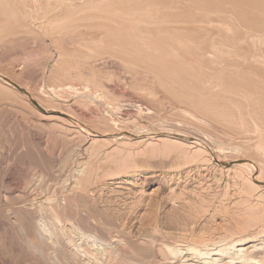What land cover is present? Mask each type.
Here are the masks:
<instances>
[{
    "label": "rangeland",
    "instance_id": "1",
    "mask_svg": "<svg viewBox=\"0 0 264 264\" xmlns=\"http://www.w3.org/2000/svg\"><path fill=\"white\" fill-rule=\"evenodd\" d=\"M33 1L34 0H18V1L16 0V3L13 2V4H15V7L11 6L12 9L6 6L8 3L7 1L6 3L3 0L2 2H4V4L1 3L6 8H8V12L9 11L14 12L15 15L14 13L12 14L11 12H9L7 15V13H5L7 9L4 10L0 9L1 11L0 12L1 15L0 16V81L5 82L7 80H10V82L22 86L23 88H27L29 93L33 95L36 99L41 101V103L45 107L52 110H58L63 113L65 112V114H67L68 116L71 115L70 117L73 118L75 117L73 119L74 121L79 120L78 122L81 123L82 125L83 124L87 125L86 128L93 130L95 129L94 131H97L99 133L114 134L119 132L120 130L121 131L127 130V131H133L134 133L139 132L141 134L145 130L147 131L168 130V132H170V130H172L171 132H177L179 130L181 131V133L183 132L184 135L186 136L189 135V137L191 136V138H193L192 139L193 143H199V142L204 143L202 145H205L208 149H210L214 155L218 154V156L221 159L231 161L235 158H245L250 163L254 162L256 168L262 171L261 180H264V146H261V144L258 143V141L260 140L259 137H264L263 136L264 131H262L263 134L262 136H260L261 130H260V134L259 131L256 134L255 132L253 134L251 133V130H249V133H245L246 130L244 132L242 127H240L241 130H238L240 124H238L237 130L235 131L234 128L235 125L234 127H232V125L231 126L229 125L230 123L229 124L228 122L223 123L221 120H217L214 116H211L210 114L208 115V113H207L208 116L207 117L205 114L206 112L204 113V111L198 106V104L194 105L189 103L190 101L188 102L186 101V99L182 98L185 96L181 97L179 93H177L180 91L178 90L176 91L175 89H172L175 88V85H173L174 87L170 86L171 85L170 81L172 80L169 79L170 81H166L164 83L165 79L164 80L162 79V82L159 79L160 83H158L159 80L156 79L157 74L155 72H152L151 70H148L149 73H147V71L146 72L143 71L144 69L146 70L144 66L143 69L142 66L139 69L140 66L129 65L127 62H123L121 58L119 59V56L118 57L112 56L110 58L109 55L106 54L107 56L102 55L95 57L94 55L90 57L89 55L93 54L91 49L89 48L90 49L89 50L87 49V47L84 48V46H82L80 43L81 41L78 43L80 38H83L81 39L82 41H84V38L85 39L89 38L88 33H87L88 37H85L87 36L85 31L83 32L85 34L83 35L84 37L82 36V34H80L82 33L83 30H85V28L83 27L81 28L79 27L80 28V32H78L79 34L77 33L78 31L77 29L79 28H75L73 32L75 31L76 32L73 35L71 30L65 27L61 28L62 25L60 24H59L60 25L59 28L56 27L57 25H55L54 23H53L54 26L52 25L50 28L49 26L51 24H49V26L44 24V22H46L45 21L46 19L47 21L50 19L49 17L52 12H53L52 14L58 13L61 11V8L62 10H64L65 8L69 12H74L73 10L77 9L78 11L81 7L83 8V6L85 5L88 6V4H90V2L88 1H91L90 6H92V4H95L96 7H101V5L99 6L98 4H101L102 2L105 5V3L107 1L110 2V0L107 1L104 0L105 2L103 0L101 1L79 0L80 3L82 2L81 5L83 4L82 6L80 5L79 1L76 0L75 1L77 3L75 2L72 3L73 0H69V1L66 0V2L65 0H61V3L63 2L62 4L58 3L60 2V0L59 1L47 0V3H44L45 2L44 0H39V1L35 0L37 1L36 2L37 4L35 3V1L34 2ZM97 1L99 2L97 3ZM38 2H40V4L42 3V5L50 4L52 7H50V5L48 7H50L51 13L50 11L49 12L47 11V9L49 10V8L45 5L43 6L47 8L42 11L41 10L42 6L38 5L39 4ZM67 2L68 3L71 2L69 4H73L74 7H76L74 4H76L77 6L80 5L81 7L74 8L72 5H68ZM85 2L88 3L85 4ZM57 4L60 5L59 10H56V8H54L55 5L59 7V5ZM66 6L69 8H67ZM45 7H42V9ZM14 8H17V10L13 11ZM22 8L23 10H20L21 14L19 15L20 12L18 10ZM36 8L38 9L36 10ZM70 9L72 10L70 11ZM84 9L85 11L88 12L87 8ZM35 11L40 13V17L38 16V13ZM46 11L49 13L47 16H46L47 14ZM77 11H75L74 14ZM10 13L12 16H10ZM41 13L42 14L46 13L45 15H43L45 16L43 17L44 19L47 17L45 20L44 19L43 20L41 19L42 21L40 20V18L42 17ZM84 14L85 13L83 12V15ZM79 15L81 16L82 14ZM223 15L224 14H221L220 16ZM230 15H232L233 18L231 20H234V18L236 19V17H234L233 14ZM16 16L18 18H16ZM76 16L78 17L77 14ZM37 17H39L40 21L38 20L37 22H34L33 19H35L36 21ZM19 20L21 24L19 23ZM32 22L34 24H32ZM61 22L64 23L65 21H61ZM28 23L31 25H29ZM17 29H19V31L21 32H18ZM25 32H28L29 34ZM31 32L32 33L34 32L33 35ZM93 32L94 35L99 34L97 33L99 31L96 32V30H93ZM75 34L77 35V37ZM71 35L73 37H71ZM78 35L79 36L81 35L82 37H78ZM90 35L92 36L93 34L90 33ZM88 56L91 59L88 58ZM210 58H212V54ZM204 67H207V65L203 66L204 72L201 71L202 73H200V79L202 78L201 83H203L202 81H204L203 87L205 86L204 88H207L209 90L210 88H212L211 86L214 85V89L216 90L217 86L216 84H214L216 82H214V79H212L211 77L208 78L207 76L208 72L206 71L208 70L206 69H208L209 66L205 68V70ZM201 75L205 76L208 79L206 78L203 79ZM209 82L211 83L214 82V83L208 88V85L211 84V83L209 84ZM168 87L169 88L172 87L171 91H169ZM10 89L11 90L13 89L12 92H10L9 94H3V96H1L2 99L0 98V257H1L0 264L1 263L2 264L3 263L4 264H37V262L39 261L38 257L41 260V263L39 261L38 264H49V262L50 264H56V262L58 263V261L61 259L63 262L62 264H94V261L97 259L100 260L95 261V264H100V263L101 264H142V262L145 263L146 259H147L146 260L147 264L150 263L180 264V262H183L188 258L184 254V252L181 251L183 254L180 256L178 255L177 257L175 256V258L169 253L168 256V254H166L167 251L161 248L162 244L163 246H165V244L166 245L169 244V246L175 245L176 248L179 246L178 248L179 250H181V246H184L186 243V240H182L184 237L187 238L189 236H193L194 239H197L198 236L201 237V235L202 237H209V235H211L210 238L215 239V236L216 238H218L221 237L222 233L225 234L227 232V234H225V236L227 237H225L224 234H222V238H226V240L228 237L234 239L233 238L234 236L236 239L237 236L238 239L239 236L243 237L244 234L245 236L249 235L247 234L249 232L251 234L252 232L256 234L257 229L258 231L260 230L259 235L257 232L254 239L249 238V240H252V243H249V245L258 246L253 251V253L254 252L256 253L255 257L257 256L260 257L262 255L260 253L262 252L264 254V234H263L264 202L263 204L261 203L262 201H264L263 200L264 195L259 199L260 205L258 204V202L251 201L254 200L255 198L254 195H256V197L258 196L257 194H259V191L257 190L255 191L251 189L250 186H248L247 183L245 182L246 173L248 176V173L252 169V167H250L249 165H247L246 167L247 171H244L243 173V176L245 175L243 177L244 181L241 177H238L236 175L235 178L237 179V181L234 180L235 178L232 179V175L226 177V173H224L223 171L219 172L218 168L215 167L213 162L205 163L208 168L206 167V172L204 171L201 173L202 178H199V181L197 180L198 178L195 177H193L194 178L193 180L190 179L191 181L190 180L187 181V179L182 178L179 181L175 180L173 182H169V181L163 182L160 179V177L147 181L145 180V178L147 175H149L148 172L159 171V169L161 170L164 166H166V164L169 165L170 159L168 158L171 156V159H173L172 158L173 151L169 153L167 156L165 154L168 153V150L164 152L165 156L163 155V152L154 153V155L152 154L149 155L146 153L144 155L143 152L138 150L140 148H137L136 146L133 145L130 146V144H128V145H123L126 152L122 153L121 155L122 157L125 155L128 161L126 159L125 160L127 161V164L130 163V165L132 164V161H129V157H131L130 159L133 160L132 165L136 166V169L140 170V172L138 176H135L133 178L114 180L112 170L116 167L115 165H120V164L119 162L112 161L113 159L112 155H108V156L106 155V153H108L107 152L108 149L112 148L111 147V145H113L112 143L97 144L92 148L91 151L90 150L89 152L87 151L89 154L85 153V151H83L82 149V145L88 142V139H90L87 133L80 132L81 133L80 135L79 131L76 132L75 134L67 129L65 132L64 131L65 128L61 127L62 129H60L58 125L53 126L52 124H49L48 119H44L40 117L38 114L37 117L34 116V114L36 115V113H34V111H32L27 105L24 104L23 101H21L23 100V98L21 96L15 95L16 93L14 90L16 89V87L12 86L10 87ZM214 89L212 88L211 92ZM215 90L213 91L214 93ZM174 91H176V93ZM204 91L206 92V90ZM216 91H217L216 93H218L219 89H217ZM17 93L20 92L18 91ZM235 99H237V97H235ZM9 103L11 104L9 105ZM27 103L31 107L33 106L31 102L28 100ZM240 103H243V101H240ZM246 104L244 102L242 107H244ZM13 105L15 106V108ZM247 107L243 109H246L247 111ZM32 108L35 109L34 106ZM42 108L43 107H41V109ZM250 109H248L247 112H249ZM200 110L202 112H200ZM214 118L216 120L213 121ZM252 119L250 116L251 121ZM251 121L250 123L252 124L253 121L252 122ZM248 123L249 121H247L245 126L248 125ZM254 124L255 123L252 124V127L254 126ZM136 127H137V131L133 130V128L135 129ZM231 127L234 130H232ZM250 127L251 126H249V128ZM259 127H261V123L259 124ZM256 128L258 129L257 125ZM256 128L254 127V130ZM262 129L264 128L262 127ZM242 130L243 133L241 132ZM70 133H72V135H68ZM244 133L247 135H245ZM73 135L74 137H72ZM83 139L85 141H83ZM261 141L262 139L259 142ZM263 143L262 145H264ZM258 144H260V146ZM78 145L80 146L79 148ZM101 148H103L104 150ZM101 150L103 153L101 152ZM178 151L174 150V154L179 153ZM95 154H97V156L94 161ZM97 157L99 158L97 159ZM165 159L168 160L166 161ZM100 165L101 168H99ZM104 165H106V167ZM87 166H89V168H87ZM213 168L214 171L217 170L216 171L217 174L213 171ZM83 169L85 172H83ZM88 169H90V172L88 171L89 174L87 175ZM98 173L100 174V177ZM109 173L112 175V177L111 175H109ZM213 173H214V177H213ZM34 178H36V180H34ZM83 178L85 179V181L82 183ZM240 179L242 180V182L240 181ZM196 180L197 182H195V184L199 182V185L197 184L195 186L193 181ZM78 182H81L82 186H77L76 183ZM85 182H87L88 184ZM236 182H239L238 184L242 185V187L240 185H239L240 188L236 187L238 186ZM35 183H36V187L34 188L33 184ZM85 185H88L89 188L88 186ZM195 187L199 189H197V191H194L196 190ZM203 187L205 190L201 189ZM70 190L71 191L75 190V193L74 194L71 193ZM89 190L91 191L90 193ZM201 190H203V192H201ZM31 191H35V192L33 193ZM77 191L81 195H79ZM69 192L71 193L70 195ZM197 192L199 193V195H201L199 198H201L202 203L200 202L198 196L197 199H195L196 195L198 194ZM254 192H256V194ZM27 193L28 195L25 196ZM35 193L37 194L38 198L36 197ZM191 193H193V195ZM76 194L80 197H78ZM226 194L227 197L224 196ZM10 195H11V201H10ZM64 195H65V199L63 201L62 198L64 197ZM22 196L24 198V203H23V198H21ZM249 196L252 197L250 198ZM6 197L10 205H7L9 203L6 202ZM45 197L46 200L44 199L43 201V198ZM244 197L247 198L245 199ZM4 198L5 200H1ZM40 198H42V200ZM17 199L20 202H18ZM58 199L60 200L59 203L61 202V204L58 203ZM29 200L35 202L32 203ZM227 200L230 204L227 202ZM248 200L250 203L248 202ZM14 201L15 203H13ZM185 201H190L189 203L190 205H187L188 202H186L185 204ZM69 202H72L73 205H71V203ZM191 202L194 203L193 204L194 206H191ZM234 202L236 203V205ZM19 203H21V205ZM28 203L31 209L29 208ZM57 203L59 204V206ZM65 203L67 205H65ZM68 203L72 206L71 208L72 211L70 210L68 211V208L70 209L71 207L70 205H68ZM196 203H198L199 205L201 204L202 206H199ZM11 204H13V206ZM254 204L256 205L254 206ZM23 205L25 206V208H23L25 209V211H23L22 209ZM38 205L40 206L38 210L39 213L37 212ZM74 205L78 207L75 206L74 208ZM203 205H204V209H203ZM7 206L12 208L9 209V207ZM41 206H43L44 208L46 206L47 213H45V209ZM47 206L48 209H50V214L49 211H47L48 210ZM51 206H53L52 209ZM19 207L20 209H18ZM55 207L56 209H54ZM58 207L60 209V212L58 211V213L60 214H55V212H57L56 210L58 209ZM65 207L67 210H65ZM193 207L196 208L197 211H195V209L193 211ZM29 209L31 212L38 213V215L34 213L30 214ZM239 209L243 211L241 212ZM4 210L6 212H4ZM251 210L256 212L258 211L260 213L261 223H259L258 221V223L260 224V229L257 226L258 225L257 223L254 224L255 222L253 223L250 222L247 223V225H242L245 226L246 228L245 230H240L237 232L234 228L236 226L238 227L241 225L238 222V218L242 220L247 217H250L251 214L253 213V211L250 212ZM22 211L23 213H21ZM26 211L28 214L23 215ZM199 211L201 213H199ZM17 212L18 214H20L19 216L24 217L23 220L25 219L26 216H29V218L27 217L26 220L24 221L22 220L20 223L21 217H19L17 214L16 216L19 218L18 219L17 217H15V214L13 215V213H17ZM188 212H190L191 214L190 217L191 216L195 217V219H193L195 221L194 223L192 222L193 217H191V220L189 219L190 217L188 218L189 216ZM202 212L204 214H202ZM224 212L226 213L225 215ZM183 213L186 215H184ZM233 214H235L236 217ZM5 215L6 216L8 215V217H5ZM34 215H35V219H33ZM222 215L223 217H221ZM228 219L230 220V223H228L229 222ZM4 221L6 222V225L8 224L7 227L5 226ZM8 221L10 222L8 223ZM26 221L28 222L26 223ZM15 222L18 223L17 226ZM31 222H34L35 224L34 223L31 224ZM40 222H42L40 224L42 227L38 226L40 228L36 229L35 228L36 225H39ZM226 222L228 223L227 226H226ZM26 224L27 226H29V224L32 225V228L30 229L31 226H29V229L30 232L31 231L33 232L32 233L28 232L29 236L31 234V238L29 236L24 237L25 234L27 235V233L24 230L25 228L28 229L27 226H25ZM52 224L54 226L53 228L51 227ZM187 224L190 228L187 226ZM216 224L217 227H215ZM58 225L61 229L64 230L63 233L62 231L59 232L60 229H57ZM213 225L215 228L213 227ZM220 225H221V229H220ZM17 227L18 229H16ZM21 227L22 228L24 227L22 231L20 230ZM33 227L35 228L34 230ZM45 227L47 228L50 227V229H54L55 232L54 231L48 232V230H46ZM70 227L73 229H71ZM41 228L43 230L45 229V231L47 232L42 234L43 230ZM154 228L155 230L157 229L156 232L154 231ZM224 228L226 229V231ZM38 229H41L42 232ZM249 229L251 230L249 231ZM208 230L209 232L211 231V233H209ZM151 231L154 233L152 234ZM160 231L163 233H161ZM233 231H236L237 233L235 232L233 233ZM21 232H23V235ZM34 232H35V236L33 235ZM57 232L59 237H57ZM171 232L174 233L172 235V238H171ZM206 232H208V235ZM60 233L63 236L62 235L60 236L59 235ZM65 233H67L68 236ZM179 233H181V235L183 234L184 235L181 236L180 238ZM194 233H196L195 236ZM199 233H203L204 236L203 234H199ZM46 234L47 237L48 236L50 237V238L48 237L49 240L46 237ZM48 234H50L52 237ZM156 234L157 237H155ZM177 234L179 235L177 236ZM212 234L214 235V237L212 236ZM42 235H44V237ZM123 235H125L126 237ZM168 235L170 236V240ZM22 237L25 239V241L27 240L26 241L27 243L28 240L30 242L32 239L31 245L28 243L30 246L28 245L25 246L26 242L23 240ZM27 237L29 238L27 239ZM40 237L44 238L45 241L47 240L46 241L47 243L44 242V239L42 238H41L42 240L39 239ZM154 237L156 238L155 241L156 242L158 241V243H155V241H153ZM53 238L54 240H52ZM58 238H60V240ZM150 238L152 239L150 240ZM166 238L169 241V243L168 241L163 243L164 242L163 240L166 241ZM38 239L39 241L41 240L40 241L41 243L38 241ZM56 239L59 240L60 243H62L61 244L62 250L60 243ZM119 239L122 242L118 241ZM50 241L51 243H53V245L55 241L59 243L57 245L58 247L56 248L55 245L54 246L51 245ZM150 241L154 243L155 248L153 247ZM117 242L121 244L119 245V243L117 244ZM173 243L176 244L173 245ZM138 246L140 249L138 248ZM150 246L152 247L153 252H156L157 255L156 253L153 254L152 249H149ZM248 246L246 245L245 247ZM42 247L44 248V250ZM53 247L55 248L53 249ZM141 247L144 250L141 249ZM58 248L60 249L61 252H63V254L59 252L58 254H55V252L57 253V251H59ZM105 248L106 250H104ZM118 248L119 250H117ZM82 249L84 253L81 251ZM147 249H149L148 252ZM46 250H47V256H44ZM115 251L118 252L116 253ZM127 251L129 252L131 251V253L133 251L134 253L133 254L129 252L127 253ZM31 252L34 253L32 254ZM92 252L94 254H92ZM96 252H97V256H95ZM126 253L128 255V258L127 255H125ZM231 253L232 256L235 255V252L232 251L229 253L230 254L228 255L229 257L231 256ZM38 254L39 255L42 254V255L39 256ZM87 254H89V257ZM100 254L103 263L100 262L101 261ZM120 254L122 256L125 255L126 257H123L124 258L123 259ZM48 255L52 257L55 256L57 257V259L52 258ZM56 255H59L60 257ZM90 256L92 257L94 256V257L92 258ZM153 256H155L156 258L154 257V259H152ZM228 256L223 257V260L221 259L222 261L224 260L226 261L222 262L221 260H219L217 264H221V263L228 264L227 261L229 260L230 262ZM142 257H143V261H142ZM160 257H162L164 261L160 260L159 259ZM258 257L256 261L258 259L261 260L262 258H263L262 260L264 261L263 255L262 258H258ZM189 258L191 259L190 260L191 264H193V262L194 264H204L201 260H197L191 257ZM237 259H239V257L238 258L236 257L232 261L236 264H247L244 263L242 260L238 261ZM53 261L56 262L54 263ZM59 264H61V261L59 262Z\"/></svg>",
    "mask_w": 264,
    "mask_h": 264
},
{
    "label": "bare ground",
    "instance_id": "2",
    "mask_svg": "<svg viewBox=\"0 0 264 264\" xmlns=\"http://www.w3.org/2000/svg\"><path fill=\"white\" fill-rule=\"evenodd\" d=\"M0 1H1L0 4L1 3L4 4V2H2L3 0H0ZM4 1L8 2V3L6 2L7 3L6 6L8 8L10 7V9H12L11 6L15 7V4H13V2L16 3V0H4ZM37 1H39V0H37ZM37 1H35V3ZM44 1H43L44 3H47V0H44ZM67 1H69V0H67ZM76 1H79V0H76ZM76 1L73 0L72 3H74V2L77 3ZM81 1H83V0H81ZM65 2H66V0H65ZM88 2H90V4H91V1H88ZM88 2H85V4H87ZM98 2L99 1H97V3ZM38 3H39L38 5H40L42 7H45V6L48 7L50 5L49 2H48L49 5L43 4L45 6H43L42 3L40 4V2H38ZM55 3H57V2H55ZM58 3L60 4L61 0ZM69 3H71V2H69ZM69 3H68V5L73 6V4H69ZM79 3H80V1H79ZM81 3H80V5H81ZM3 4H1L2 6L0 5V9L1 10L7 9L5 13H7V15H8V13L11 11L8 12V8H6ZM59 4H57V5H59ZM90 4H88V6L87 5L83 6V8L81 7L83 4L81 6L80 5L77 6L76 4H74L76 7H81L78 11H77V9L73 10L74 12L77 11L75 14H74V12L67 11L65 8H64V10H62V8H61L60 12L52 14L53 12L51 13V11H50V7H52V6L50 5V7H48L49 10L47 9V11L48 12L50 11V13H51V15L49 17L50 19L48 18L49 20L47 21V19H46L47 17H46L45 18L46 20H45L43 18L45 16H43V15H45L46 13H43V14L41 13L42 17L40 18V20L44 19L46 21V22H44V24H46L47 26H49V24H51L49 26V28L53 25V23L55 25H57L56 27H58V28L60 25H62L61 28L65 27V28L71 30L73 35L76 32V31L73 32L75 28H79V27L85 28V30H83V28H82L83 31L80 34H82V36L85 35L83 33L85 31L86 34L87 33L89 34V38H87V39L84 38V41L81 40L83 38H80L78 43L81 41L80 43L82 46H84V48L87 47V49H89V48L91 49L93 54H91V53H90L91 55L87 54L90 57L94 56V55H95V57L96 56H102V55L105 56L106 54L109 55L110 58L112 56H117V57L119 56V59L121 58V60H123V62H127L129 65L140 66L139 69L141 68V66L143 69V66H144V68H146V70L144 69L143 71H145V72L147 71V73H149L148 70L155 72L157 74V76H156L157 80L160 79L162 82V79L163 80L165 79L164 83L166 81L172 80V81H170L171 82L170 86L175 85V88H172V87L171 88L175 89L176 91L177 90L180 91L177 93H179V95L181 97L185 96L182 98L186 99V101H188V102L190 101L189 103L194 104V105L198 104V106L204 111V113L206 112L205 113L206 116L208 113V115L210 114L211 116H214L217 120H221L223 123L228 122V124L230 123L229 125L230 126L232 125V127H234V125H235V127H234L235 131L237 130L238 124H240L238 130H241L240 127H242L244 132L246 130L245 133H249V130H251V133H253V134H254V132L256 134L258 131L260 134V130H261L260 136L263 135L262 131H264V129H262V127L264 128V124H263L264 123V0H115V1L110 0V2L107 1L105 3V5L102 2H101V4H98L99 6L101 5V7H96L95 4H92V6H90ZM102 4H103V6H102ZM53 6H54V4H53ZM35 7H37V6H35ZM42 7H41L42 11L47 8V7H45L42 9ZM76 7H74V8H76ZM17 8H14L13 11L17 10ZM54 8H56V10H59L60 5H59V7H57L55 5ZM67 8H69V7H67ZM70 8H71V6H70ZM84 8H87L88 12L85 11ZM37 9L38 8H36V10ZM20 10H23V8L18 10L20 12L19 15L21 14ZM71 10L72 9H70V11ZM35 12H37V11H35ZM48 12H47L46 16L49 14ZM79 12H81V13H79ZM83 12L85 13L84 15H83ZM11 13L13 14L14 12H11ZM11 13H10V16H12ZM22 13H23V11H22ZM37 13H35V14H37ZM76 14L78 15V17L76 16ZM79 14H82V15L80 16ZM221 14H224V15L220 16ZM228 14L229 15L233 14L234 17H236V19L234 18V20H231V19H233L232 15L229 16ZM14 15H15V13H14ZM22 15H24V14H22ZM38 16L40 17V13H38ZM29 17H30V15H29ZM39 17L36 18L37 19L36 21H35V19H33V18L32 19L34 20V22H37L39 20ZM16 18H18V17L16 16ZM25 18H26V16H25ZM14 19H15V16H14ZM14 19H13V21H14ZM22 21H23V19H22ZM61 21H65V22L62 23ZM19 23H20V20H19ZM32 24H34V23L32 22ZM42 24H40V25H42ZM29 25H31V24H29ZM23 26H24V24H23ZM40 27H42V26H40ZM80 28L77 29L78 30L77 33L80 32ZM92 29L96 30V32L99 31V32H97L99 34L94 35V32ZM243 29H244V31H243ZM17 30H18V32H21V31H19V29H17ZM25 33H28V32H25ZM33 33H32V35H33ZM90 33H92L93 35L91 36ZM88 34L85 37H88ZM82 36L78 35V37H82ZM71 37H73V36L71 35ZM76 37H77V35H76ZM74 38H75V36H74ZM77 39H79V38H77ZM63 44H65V43H63ZM62 53H64V52H62ZM211 54H212V58H210ZM89 56H88V58H90ZM85 57H87V56H85ZM204 64H206L207 67L209 66V68L206 69V70H208L206 72L209 73V74L207 73V76H208V78L211 77L212 79H214V82H216V83H214V82L213 83L216 84V86H217L216 90L219 89V91H218V93H216L217 91L214 89V85L211 86L213 84L211 82H209V84L210 83L211 84L208 85V88H209V86H211L215 90L216 94L213 92L214 90H212L213 93L211 92L212 88H210L208 90L207 88H204L205 86L203 87L204 81H202L203 83H201L202 78L200 79V73H202L201 71H203V66H206ZM211 66H212V68H211ZM207 67H204V70ZM201 77H203V79L206 78L205 76H202V75H201ZM208 78H206V79H208ZM160 80L158 83H160ZM208 81H210V80H208ZM9 83H11L12 85ZM169 84H168V86H169ZM8 86H10V87L15 86L16 87V89L14 90L16 93L15 95L21 96L23 98V100H21V101H23L25 105H27L32 111H34V113H36V115L34 114V116L37 117V114H38L40 117H42L44 119H48L49 124H52L53 126L58 125L60 129L65 128V130H64L65 132L67 129L70 132L72 131L75 134L78 131H79V133L80 132L87 133L89 135L90 139H88V142H86L85 144L82 145V149H83V151H85V153L89 154L88 153L89 150L91 151L92 148L94 146H96L97 144L112 143L113 144V145H111L112 148L108 149V151H107L108 153H106V155L107 156L112 155V158H113V159L111 158L112 161L119 162V164H120V165H115L116 167L112 170L114 180H123L124 178H133L135 176H138V174L140 172V170L136 169V166L132 165L133 160L130 159L131 157H129V161H132V164L130 165V163L127 164L128 159H126L125 155L123 157L121 155L122 153L126 152L123 145L130 144V146L133 145V146H136L137 148H140L138 150L143 152L144 155L146 153L149 155H151V154L154 155V153H161V152H163V155H164V152L166 150H168V153L165 154L167 156L169 153H171L173 151V156H172L173 159H171V156L168 158V159H170L169 165L166 164V166H164L161 170L159 169V171L148 172L149 175H147L145 178V180H147V181H150L151 179L158 178V177H160V179L163 182H168V181L173 182L175 180L179 181L182 178H185L188 181L190 179L193 180L194 179L193 177L198 178L197 180L199 181V178H202L201 173L204 171L206 172L207 165L205 163H207V162H213L215 167L218 168L219 172L223 171L224 173H226V177L232 175V179H234L235 175H236L238 177H241L244 181L243 177L245 175L243 176V173H244V171H247L246 167H247V165H249L250 167H252V169L248 173V176L246 173L245 182L247 183L248 186H250L251 189H253L255 191L256 190L259 191V194H257L258 195L257 197H256V195H254V193L256 194V192L253 193L255 198H254V200H251V201L252 202H254V201L258 202V204H259L260 203L259 199L264 195V180H261L262 171L260 169L256 168V166L254 165V162L250 163L245 158H235L231 161L221 159L218 156V154L214 155L210 149H208L205 145H202L204 143H202V142L193 143L192 142L193 138H191V136L190 137H189V135L186 136L183 134V132L181 133V131H179V130L177 131V129H176L177 132H171L172 131V130H170L171 128L169 129L170 132H168L167 129H165L167 131H161V130L147 131V130H145L141 134L139 132L134 133L133 131H127V130L126 131L120 130L119 132L114 133V134L99 133L97 131H94L95 129L93 130V129L86 128L87 125H84V124L82 125L81 123L78 122L79 120L74 121L73 119L75 117L74 118L70 117L71 115L68 116L67 114H65V112L63 113L61 111L52 110V109L45 107L41 103V101H39L38 99H36L33 95H31L29 93L27 88H23L22 86H19L13 82H10V80H7L5 82L0 81V98H1V96H3V94H9L10 92H12L13 89L11 90L10 87H8ZM171 88H169V91H171ZM202 90L203 91L206 90V92L204 91L205 92L204 93ZM18 91L20 93H17ZM176 91H174V92L176 93ZM172 93H173V90H172ZM175 95H178V94H175ZM235 97H237V99H235ZM27 100L31 102V104L35 107V109H33L32 108L33 106L31 107L27 103ZM240 101H243V103H240ZM244 102H245V104L246 103L247 104L244 107H242ZM10 104L11 103H9V105ZM247 105H248V107H247ZM41 107H43V108L41 109ZM246 107H247V111H248V109L251 108L249 112H247L246 109H243ZM14 108H15V106H14ZM200 112H202V111L200 110ZM250 116H251V119L253 117V119H252L253 122L250 120ZM215 118L213 119V121L216 120ZM210 119H211V117H210ZM247 121H249V123L251 121L252 124L255 123L254 126L252 127L251 123H250V125L248 123V125L245 126ZM260 123H261V127H259ZM256 125H257L258 129L256 128ZM230 126H229V128H230ZM249 126H251V127L249 128ZM232 127H231V129H232ZM247 127H248V129H247ZM254 127L256 128L255 130H254ZM104 130H106V129H104ZM133 130L137 131V127L135 129L133 128ZM232 130H234V129H232ZM243 130L241 131L242 133H243ZM241 132H239V133H241ZM236 134H237V132H236ZM259 134H258V136H259ZM68 135H72V133H70ZM80 135H81V133H80ZM245 135H247V134H245ZM72 137H74V135ZM85 138H87V137H85ZM251 139H252V137H251ZM259 139L260 140L262 139V141L259 142L260 141ZM259 139H258L259 140L258 143H260L261 146H264V145H262V143L264 141V137H259ZM83 141H85V140L83 139ZM81 143H82V140H81ZM260 144H258V145L260 146ZM79 147L80 146L78 145V148ZM127 147H129V146H127ZM129 148H131V147H129ZM129 148H128V150H129ZM101 149H103V148H101ZM174 150H177V151L180 150V151H178L179 153L176 152L177 154H174ZM139 151H138V153H139ZM94 152H95V150H94ZM101 152H102V150H101ZM101 152H99V153H101ZM131 153H132V151H131ZM97 154H95L94 161H95ZM83 157H84V155H83ZM138 157H141V156H138ZM98 158L99 157H97V159ZM132 158H133V156H132ZM135 158H137V157H135ZM162 158H163V156H162ZM85 159H87V158H85ZM101 160H102V158H101ZM101 160H99V161H101ZM96 163H97V160H96ZM162 164H161V166H162ZM101 165H100V167L99 166H97V167L101 168ZM104 166L106 167V165H104ZM112 166H114V165H112ZM82 168H85V167H82ZM82 168H81V170H82ZM87 168H89V166H87ZM211 168H212V166H211ZM214 168H213V171H214ZM88 171L90 172V169L87 170V175L89 174ZM216 171H214V172L217 174ZM83 172H85L84 169H83ZM90 174H92V173H90ZM109 175H111V174L109 173ZM109 175H108V177H109ZM204 176H205V174H204ZM35 177H37V176H35ZM99 177H100V174H99ZM111 177H112V175H111ZM213 177H214V173H213ZM84 178H83V181L81 179L82 183L85 181ZM95 178H97V177H95ZM38 179H39V177H38ZM34 180H36V178H34ZM40 180H41V177H40ZM197 180L193 181L194 184H195V182H197ZM234 180L237 181L236 178ZM210 181H211V179H210ZM240 181L242 182L241 179H240ZM213 182H214V180H213ZM82 183L78 182V183H76V185L82 186ZM85 183H87V182H85ZM236 183L238 184L239 182H236ZM106 184H105V186H106ZM197 184L199 185V182L196 183L195 186ZM183 185H185V184H183ZM239 185L240 184H238V186H236V187H239ZM85 186H88V185H85ZM240 186L242 187V185H240ZM33 187L34 188L36 187V183L33 184ZM193 187H194V185H193ZM204 187L201 189H204ZM88 188H89V186H88ZM225 188H226V185H225ZM195 189L196 190H194V189L193 190L197 191V189H199V188L195 187ZM75 190H76V188H75ZM75 190H72V191L70 190V192L74 194ZM92 190H93V188H92ZM31 192L34 193L35 191H31ZM70 192H69V195L71 194ZM90 192L91 191L89 190V193ZM201 192H203V190H201ZM240 192H241V190H240ZM77 193L79 194L78 191H77ZM191 194L193 195V193H191ZM230 194H232V193H230ZM27 195H28V193L25 196H27ZM65 195L62 198L63 201L65 199ZM79 195H81V194H79ZM91 195H92V193H91ZM194 195H196V194H194ZM239 195H240V193H239ZM67 196H68V194H67ZM197 196L199 198L201 195H199V193H198L196 195L195 199H197ZM224 196L227 197V194ZM233 196H235V195H233ZM19 197H20V195H19ZM36 197H37V194H36ZM78 197H80V196H78ZM249 197L251 198L252 196H249ZM21 198H23V196ZM37 198H36V200H37ZM72 198H73V196H72ZM90 198H91V196H90ZM28 199H29V197H28ZM40 199L42 200V198H40ZM44 199L46 200V197L43 198V201H44ZM84 199H82V200H84ZM230 199H231V197H230ZM234 199H235V197H234ZM1 200H5V198L1 199ZM80 200H81V198H80ZM199 200L202 203L201 198H199ZM10 201H11V195H10ZM29 201H31V200H29ZM47 201H46V203H47ZM59 201L60 200L58 199V203H59ZM190 201H185V204H186V202H188L187 205H190L189 204ZM6 202H8L7 197H6ZM18 202H20V201L18 200ZM18 202H16V203H18ZM33 202H35V201H33ZM227 202H228V200H227ZM240 202H241V200H240ZM248 202H249V200H248ZM263 202L264 201H262L261 203L263 204ZM13 203H15V201ZM23 203H24V198H23ZM41 203H42V201H41ZM66 203H65V205H67ZM69 203H71V205H73L72 202H69ZM69 203H68V205H70ZM19 204L21 205V203H19ZM59 204H61V202ZM59 204H58V206H59ZM193 204L194 203L191 202V206H194ZM196 204H198V203H196ZM7 205H10V203ZM11 205L13 206V204H11ZM28 205H29V203H28ZM231 205H232V203H231ZM235 205H236V203H235ZM235 205H234V207H235ZM255 205L256 204H254V206ZM15 206H16V204H15ZM23 206H22V209L25 208V206L24 207ZM75 206L76 205H74V208H75ZM199 206H202V205L200 204ZM7 207H9V206H7ZM20 207L18 209H20ZM26 207H27V205H26ZM31 207H33V206H31ZM39 207L40 206L38 205L37 212L39 210ZM41 207H43V206H41ZM52 207L53 206H51V209H52ZM76 207H78V206H76ZM250 207H251V205H250ZM10 208H12V207H9V209ZM29 208H30V205H29ZM71 208H72V206L70 207V209L68 208V211L69 210L72 211ZM254 208H257V207H254ZM30 209H29V211H30ZM44 209H45V213H47L46 212V206ZM47 209H48V206H47ZM54 209H56V207ZM194 209H195V211H197V209L193 207V211H194ZM201 209H202V207H201ZM201 209H199V210H201ZM203 209H204V205H203ZM235 209H236V207H235ZM65 210H67L66 207H65ZM228 210H229V208H228ZM249 210H250V208H249ZM11 211H12V209H11ZM11 211H9V212H11ZM23 211H25V209H23ZM23 211L21 213H23ZM43 211H42V213H43ZM47 211H49V214H50V209H48ZM56 211L57 212H55V210H54L55 214H60V213H58V211L60 212L59 207ZM252 211L253 210H251L250 212H252ZM4 212H6V211L4 210ZM61 212H62V209H61ZM203 212H202V214H204ZM225 212H224V215L226 214ZM32 213L38 215L39 212L36 213V212L30 211V214H32ZM199 213H201V212L199 211ZM14 214H15V217H17L16 215L18 214V212L13 213V215ZM25 214H28L27 211L23 215H25ZM40 214H41V212H40ZM188 214H189V216L188 215L187 216L189 218L191 214H190V212H188ZM235 214H233V215L235 216ZM19 215L20 214H18V216ZM184 215H186V214H184ZM41 216H43V215H41ZM56 216H55V219H56ZM62 216H63V213H62ZM5 217H8V215L7 216L5 215ZM19 217H21V216H19ZM27 217L29 218V216H26L24 220H26ZM191 217H193V216H191ZM191 217L189 218L190 220H191ZM221 217H223V215ZM23 218L24 217L22 216L20 223L23 220ZM38 218H40V217H38ZM33 219H35V215H34ZM193 219H195V217L192 218V222L194 223L195 221ZM260 219H261L260 213L258 211L257 212L253 211V213L251 214L250 217H247V218L242 219V220H240L238 218V222L241 225L238 227L236 226L234 229L237 232L240 230H245L246 229L245 226H242V225H247V223H250V222H252V223L255 222L254 224L257 223L258 224L257 226L260 229V224H259V223H261ZM29 220H31V219H29ZM222 220H223V218H222ZM230 220H231V218H230ZM230 220L228 223H230ZM54 221H56V220H54ZM258 221H259V223H258ZM9 222L10 221H8V223ZM12 222H14V221H12ZM27 222L28 221H26V223ZM4 223H5V226L7 227L8 224L6 225L5 221H4ZM32 223H34V222H31V224ZM41 223L42 222H40L39 225H36L35 228L37 229V228L42 227L40 225ZM224 223H225V221H224ZM228 223L226 222V226ZM15 224L17 226L18 223L15 222ZM31 224H29V226H31L30 229L32 228ZM56 224H57V222H56ZM221 224H223V223H221ZM189 225H190V223H189ZM25 226H27V224ZM29 226H27L28 229H29ZM38 226H40V227H38ZM184 226H185V224H184ZM187 226H188V224H187ZM194 226H196V225H194ZM24 227L23 228L21 227L20 230L22 231L24 229ZM51 227L52 228L54 227L53 224L51 225ZM58 227H59V225H58ZM58 227H57V229H60L59 232L62 231V233H63L64 230L61 229L60 227L59 228ZM213 227H214V225H213ZM215 227H217V224L215 225ZM35 228L33 227V230ZM8 229H10V228H8ZM16 229H18V227ZM28 229L25 228L24 231L27 233V235L25 234L24 237L29 236L28 232H30V229H29V231H28ZM41 229H38V230H40L42 232L43 229L42 230ZM45 229L48 230V232L54 231V229H50V227L49 228L45 227ZM45 229L43 230L42 234L47 232V231H45ZM66 229H67V227H66ZM71 229H73V228H71ZM210 229H211V227H210ZM220 229H221V225H220ZM262 229H263V227H262ZM209 230H208V232H209ZM250 230L251 229H249V231ZM71 231H73V230H71ZM154 231L156 232L157 229L155 230V228H154ZM225 231H226V229H225ZM236 231H233V233L234 232L237 233ZM259 231L257 229L258 235H259ZM32 232L33 231H31L30 233H32ZM65 232H66V230H65ZM208 232H206L207 235H208ZM257 232H256V234H257ZM21 233L23 235V232H21ZM67 233H65V234H67ZM153 233L154 232H152V234ZM161 233H163V232H161ZM190 233H191V231H190ZM209 233H211V231ZM167 234H168V232H167ZM173 234L174 233L171 232V238H172ZM179 234H180V236H179L180 238H181V236L184 235V234L181 235V233H179ZM179 234H177V236ZM195 234L196 233H194V236H195ZM199 234H203V233H199ZM199 234H197V235H199ZM222 234H224V233H222ZM222 234H221V237H218V238H216V236H215V239H211L210 238L211 235H209V237H202V235H201V237L198 236L197 239H194L193 236H189L187 238L184 237L185 239L182 237L183 238L182 240H186V243L184 246H181V250H179L178 245H177L178 249L176 248V246L174 245L176 243H173L174 246H171V245L169 246V244H167V245L165 244V246H163V244H162V246L161 245L160 246L165 251H167L166 254L169 253L174 258H175V256L177 257L178 255L179 256L182 255L183 254L182 252H184V254L188 258L186 257L187 259L184 260L183 262H180V264H191L190 263L191 259L189 257L197 259V260H201L204 264L205 263L217 264V262L219 260H221V259L223 260V257L230 255L229 253L232 251L235 252V255L232 256V253H231V256L230 257L228 256V259H230V262H229V260L227 261L228 264H236L232 261L236 257L237 258L239 257V259H237L238 261L242 260L244 263H247V264L248 263L249 264H264V261L262 260L263 259L262 255L264 256L263 252L260 253V254H262L260 257L257 256L258 258H262V259L261 260L258 259L256 261V259H257V257H255L256 253L255 252L253 253V251L258 246L249 245V243H252V240H249V238L254 239L256 236V234H254V232H252V234L250 232L247 233V234H249L247 236H245V234L244 235L242 234L243 237L239 236L238 239H237V236H236V239L234 236H233L234 239H231L228 237L227 238L228 241L226 240V238H222ZM225 234H227V232ZM225 234H224V236H225ZM263 234H264V232H263ZM33 235L35 236V232ZM48 235H50V234H48ZM54 235H55V233H54ZM59 235L61 236L62 234L60 233ZM164 235H165V233H164ZM216 235H217V233H216ZM42 236L44 237V235H42ZM67 236H68V234H67ZM123 236H125V235H123ZM203 236H204V234H203ZM212 236L214 237L213 234H212ZM29 237L31 238V234ZM29 237H27V239ZM38 237H36V238H38ZM46 237H47V234H46ZM57 237H59L58 232H57ZM155 237H157V234ZM155 237H154L153 241L156 240ZM225 237H227V236H225ZM41 238L42 237H40L39 239H41ZM49 238H48V240H49ZM86 238H88V237H86ZM117 238H118V236H117ZM117 238H116V240H117ZM39 239H38V241H39ZM42 239H44V238H42ZM58 239L60 240V238H58ZM151 239L152 238H150V240ZM23 240L25 241L24 238H23ZM52 240H54V238ZM59 240H57V241L59 242ZM169 240H170V236H169ZM31 241H32V239H31ZM31 241L29 242V240H28V243L30 245H31ZM46 241L44 239V242H46ZM118 241L122 242L120 239ZM163 241L162 242L165 243L168 240L166 238V241L165 240H163ZM33 242H34V240H33ZM61 242H62V240H61ZM71 242H73V241H71ZM148 242H149V240H148ZM162 242H160V243H162ZM28 243L26 242L25 246H27V245L30 246ZM55 243H57V242L56 241L54 242V245L57 248L58 247L57 245L60 242L57 244H55ZM118 243L119 242H117V244ZM155 243H158V241L157 242L155 241ZM168 243H169V241H168ZM22 244H24V243H22ZM50 244L53 245V243H51V241H50ZM61 244L62 243H60L61 250H62ZM120 244L121 243H119V245ZM119 245H118V247H119ZM125 245H127V244H125ZM152 245L154 247V243H152ZM246 245L247 246L249 245V246L245 247ZM47 246H48V244H47ZM77 246H79V245H77ZM136 246H137V244H136ZM140 246H141V243H140ZM44 247H45V245H44ZM55 247H53V249ZM121 247H123V246H121ZM143 247H144V245H143ZM29 248H31V247H29ZM138 248H139V246H138ZM79 249H80V247H79ZM141 249H143V248L141 247ZM149 249H152V247L150 246ZM149 249H147V252ZM43 250H44V248H43ZM104 250H106V248ZM104 250H102V251H104ZM117 250H119V248ZM81 251L83 252V249ZM58 252L63 254V252H61L60 249H59V251H57V253L55 252V254H58ZM128 252L129 251H127V253ZM152 252H153V249H152ZM99 253H100V250H99ZM127 253L125 255H127ZM129 253H131V251ZM133 253L134 252L132 251L131 254H133ZM150 253H151V251H150ZM155 253L156 252H153V254H155ZM92 254H94V253L92 252ZM169 254H168V256H169ZM257 254H259V253H257ZM41 255L42 254H40L39 256H41ZM87 255L89 257V254H87ZM125 255H123V256L121 255V257L122 258L126 257ZM156 255H157V253H156ZM44 256H47V250H46V253ZM48 256H50V255H48ZM56 256L60 257L59 255H56ZM95 256H97V252H96ZM129 256H131V255H129ZM50 257H52V256H50ZM90 257H92V256H90ZM145 257H146V255H145ZM151 257H152V255H151ZM154 257L155 256H153L152 259H154ZM36 258H35V260H36ZM52 258L57 259V257H55V256ZM100 258H101V254H100ZM127 258H128V255H127ZM38 259L41 263V260L39 257H38ZM47 259H48V257H47ZM149 259H151V258H149ZM149 259H148V261H149ZM159 259L164 261L162 259V257H160ZM52 260H51V262H52ZM99 260L97 259L95 261H99ZM140 260H139V262H140ZM146 260H145V263H146ZM177 260H178V258H177ZM39 261L37 262V264L39 263ZM60 261L62 264L63 263L62 259L59 260L58 263L56 261H53V262L54 263L56 262V264H59ZM95 261H94V264H95ZM142 261H143V257H142ZM224 261H226V260H224ZM224 261H222V262H224ZM100 262H102V258H101ZM145 263L142 262V264H145ZM49 264H50V262H49ZM157 264H159V263H157ZM193 264H194V262H193ZM221 264H223V263H221Z\"/></svg>",
    "mask_w": 264,
    "mask_h": 264
}]
</instances>
